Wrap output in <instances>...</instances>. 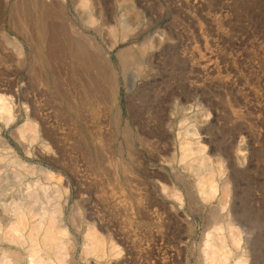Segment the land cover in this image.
I'll return each mask as SVG.
<instances>
[{
  "label": "rangeland",
  "instance_id": "374dc122",
  "mask_svg": "<svg viewBox=\"0 0 264 264\" xmlns=\"http://www.w3.org/2000/svg\"><path fill=\"white\" fill-rule=\"evenodd\" d=\"M37 1L0 0V264H264V0ZM46 8L114 108L47 60Z\"/></svg>",
  "mask_w": 264,
  "mask_h": 264
},
{
  "label": "bare ground",
  "instance_id": "6f19581e",
  "mask_svg": "<svg viewBox=\"0 0 264 264\" xmlns=\"http://www.w3.org/2000/svg\"><path fill=\"white\" fill-rule=\"evenodd\" d=\"M42 1V0H41ZM47 1V0H46ZM49 1V0H48ZM47 1V3H48ZM52 1V0H51ZM50 1V2H51ZM38 3H40V0L37 1ZM45 2V0H44ZM46 3V4H47ZM54 3V2H53ZM41 4V3H40ZM39 4V5H40ZM45 5V3H43ZM55 4V3H54ZM29 5V4H28ZM49 5V4H48ZM53 5V4H52ZM51 6V4L49 5V7ZM41 7V6H40ZM44 7V6H43ZM31 8V7H30ZM45 8V7H44ZM52 8V7H50ZM30 11V10H29ZM44 11V10H43ZM26 12V10H25ZM31 12V11H30ZM42 12V11H41ZM29 13V12H28ZM44 15L42 18H39L37 21H36V26H37V33H38V37H39V40L42 42H44L43 44H48L47 45V51H48V58L47 60H58V61H61V60H65L66 57L68 58H71L72 60V65L74 68L73 71H75L76 75L77 76V79L78 77H82V81L85 80V78H87V80L89 81V84L88 82L85 81V83H87L89 86L86 88L87 91H89V94L88 95H91L90 92V89H92L93 91L96 92V94H100L101 96L100 97H103V99L106 100L107 103H109L110 105L113 106V108L116 106L115 105V99L117 97V84H116V75H115V72L114 70L109 67V60H102L101 59V52L99 50V46H97L95 43L92 45V46H89L87 43H85L84 41L82 40H79L77 38H71L69 36V32L67 30V28L65 26H63L64 24H54V25H50L49 22V17H50V11L48 8L45 9V11L43 12ZM25 14V13H24ZM31 15V14H30ZM40 15V14H39ZM54 15V14H52ZM51 17H54L52 16ZM41 16V15H40ZM27 17V16H26ZM25 17V19H26ZM33 20H34V16H30ZM37 17V15H36ZM50 17V18H51ZM28 18V17H27ZM32 20V21H33ZM36 20V18H35ZM52 21V20H50ZM57 21V19H56ZM91 21V20H90ZM24 23V22H23ZM53 24V23H52ZM35 25V24H34ZM111 28V27H110ZM31 30V29H30ZM123 37V36H122ZM121 37V38H122ZM128 37V36H127ZM126 37V38H127ZM130 37V36H129ZM83 38V37H82ZM125 38V39H126ZM124 41V39H123ZM46 51V52H47ZM120 54L118 55L119 59H120V63H121V67L122 69L126 72L127 70H129V68H131V66H134V69L136 67V70H138L139 68H142L140 67V64H131V59L129 58V55L127 54V50L123 51V52H119ZM130 54V53H129ZM131 56V55H130ZM106 57V56H105ZM39 58V57H38ZM108 57H106L107 59ZM55 61V62H56ZM58 63V62H57ZM61 63V62H60ZM56 65V63H55ZM50 66V65H49ZM139 72V71H138ZM73 73V72H72ZM71 73V75H72ZM140 74V73H139ZM82 75V76H81ZM74 76V77H75ZM75 79V78H74ZM77 81V80H76ZM76 84V83H75ZM74 85V84H73ZM71 86V85H70ZM58 89V88H57ZM65 91V90H64ZM88 93V92H87ZM81 94V93H80ZM96 95V98L97 99H101V98H98L99 95L97 96ZM93 97V95L91 96ZM2 98V97H1ZM93 99V98H92ZM3 100V98H2ZM102 100V99H101ZM1 101V99H0ZM104 101V100H103ZM2 102V101H1ZM90 102V100H89ZM105 102V103H106ZM1 105L3 106L4 104L1 103ZM101 106V105H100ZM8 108V107H6ZM1 109V108H0ZM5 109V108H4ZM3 110V109H1ZM113 110V109H111ZM110 110V112H111ZM118 110V109H117ZM6 111V110H5ZM75 112V111H73ZM77 112V111H76ZM117 113V112H116ZM119 113V111H118ZM73 115V114H72ZM76 115V113H75ZM77 117V116H76ZM75 117V118H76ZM119 119V118H118ZM76 120V119H75ZM116 122H117V119H116ZM117 124V123H116ZM189 151V150H188ZM184 152V151H183ZM187 152V150H186ZM91 153V152H90ZM189 153V152H188ZM187 153V154H188ZM183 158H187L186 157H183ZM191 164V163H190ZM194 167V166H193ZM192 167L190 166V169ZM192 171V170H191ZM194 173V172H193ZM200 176V175H199ZM203 177V176H202ZM198 179V178H197ZM201 180V179H200ZM204 182V181H203ZM201 182V183H203ZM206 182V181H205ZM213 185V184H212ZM202 190V189H201ZM212 218H214L215 220L218 218V213L213 210L212 213L210 214ZM209 221V220H208ZM210 222V221H209ZM215 222V221H213ZM211 223V222H210ZM209 235V234H208ZM212 235V234H211ZM210 237V236H208ZM207 237V238H208ZM213 238V237H212ZM211 240V238H210ZM237 240V239H236ZM208 241V240H207ZM212 241V240H211ZM235 241V240H233ZM239 241V240H238ZM235 243V242H234ZM233 243V244H234ZM53 244V243H52ZM236 244L238 245L239 243L236 242ZM208 245V244H207ZM212 245V244H211ZM210 245V246H211ZM236 245V246H237ZM248 245V244H247ZM206 246V245H205ZM239 246V245H238ZM208 247V246H207ZM213 246H211L210 248L211 249H214L212 248ZM217 247V246H216ZM219 248V246H218ZM247 248V247H246ZM226 249V248H225ZM249 249V247H248ZM247 249V251H248ZM208 250V249H206ZM215 251L213 252L212 250V257H209L210 254L204 250L205 254H206V257L208 256V260L206 259V263L204 262V264H218V259L217 258L219 255L218 252H216V250L218 249H214ZM220 251V250H219ZM251 251V250H250ZM34 252V251H33ZM241 252H245V251H241ZM228 254V252H225ZM248 253V252H247ZM204 254V255H205ZM215 254H218L215 255ZM242 254V253H241ZM224 256L226 254H223ZM229 255V254H228ZM247 254L245 252L244 255H240L238 256L237 258H235L234 260V264H248L249 261H248V258H247ZM227 258V256H226ZM234 258V257H233ZM244 258V259H242ZM253 258V257H252ZM264 258V257H263ZM255 259V258H254ZM256 260V259H255ZM263 260V259H262ZM229 261V258L228 260H225L224 264H227ZM41 262V261H40ZM223 262V261H222ZM230 262V261H229ZM40 264V263H39ZM254 264H260V263H254Z\"/></svg>",
  "mask_w": 264,
  "mask_h": 264
}]
</instances>
